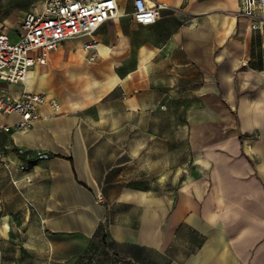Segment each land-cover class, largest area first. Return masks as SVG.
<instances>
[{
  "label": "crops",
  "instance_id": "obj_1",
  "mask_svg": "<svg viewBox=\"0 0 264 264\" xmlns=\"http://www.w3.org/2000/svg\"><path fill=\"white\" fill-rule=\"evenodd\" d=\"M117 1L119 16L94 35L106 48L97 52L102 59L125 60L137 43L123 19L125 0ZM154 1L166 9L142 26L153 34L139 43L135 65L113 68L114 82L107 85L109 75L108 89L86 109L101 103L99 122L106 127L102 102L117 86L158 91L150 82L159 75L198 77L192 90L200 98L182 124L185 160L175 165L174 148H165L171 190L142 188L141 177L127 175V167L141 170L140 142L132 152L95 147L94 139L109 133L92 130L82 146L73 131L78 118L44 107L24 131L0 130V152L21 147L46 154L26 161L15 185L0 179V264H264L263 39L239 13L238 0ZM81 46L48 53L28 74H37L28 91L45 92L56 64L73 59ZM7 87L12 97L25 89ZM126 99L125 113L140 122L139 100ZM18 120L0 115L8 125Z\"/></svg>",
  "mask_w": 264,
  "mask_h": 264
},
{
  "label": "rangeland",
  "instance_id": "obj_2",
  "mask_svg": "<svg viewBox=\"0 0 264 264\" xmlns=\"http://www.w3.org/2000/svg\"><path fill=\"white\" fill-rule=\"evenodd\" d=\"M37 2L38 0H0V20L4 24L5 30L11 33V28L17 27L24 14ZM131 12L130 0H125L123 19L131 27L132 36L137 42L131 45L130 54L125 60L102 59L97 53L85 55L82 49H77L74 51L73 59L56 64L53 71L49 73L46 81L51 82L46 84L43 93L53 96L58 101L62 115L73 119L78 118L73 131L78 132L80 137L78 142L82 146H85L86 134L92 130L94 133L102 131L109 133L106 139L97 140L95 138L93 141L95 147L114 149L116 152L121 149H128V151L131 149L132 152L135 144L140 142L142 149L141 170L138 169L139 166L135 170L132 166L127 167L130 170L127 175L131 178L133 176L141 177L139 185H142V188L151 187L152 190L161 193L171 190V185H166L167 177L163 170L166 162L165 148H174L173 162L175 165L185 160L181 149L188 146L187 140L184 139L187 128L182 127V124L186 121L189 111L190 115L194 114L193 106L200 98L201 93L192 90L196 86L198 77L189 76V71L185 74V81L179 76L159 75L157 79L154 78V81L150 82L152 85L148 82L152 87H158V91L144 89L135 91L134 88L129 89L123 84H119L120 86L111 91L102 102L110 121L106 127H103L99 122L101 103H95L93 107L90 106L86 109L91 101L96 100L107 90L108 86L104 82L109 79L113 68L115 70L116 67L129 69L135 65L139 43L149 41L153 34L145 27L136 25L135 28ZM113 26L114 24L110 21L108 27L113 28ZM84 39L79 37L67 42L63 41L64 48L60 44L57 49L62 52L69 48H79ZM29 54L32 55L33 52ZM37 81L39 80H36V83H39ZM3 86L8 88L6 84ZM144 87L146 84L141 85V88ZM164 88H170L173 91L165 92ZM134 98L139 100L143 109L140 122L139 120L134 122L133 115L124 111V100L129 101ZM157 102L158 104L155 105ZM166 104L169 108L162 109L161 106ZM125 115H128V118L123 123L121 119ZM135 137L138 140H134ZM115 158L122 159L121 156H115ZM126 158L132 159L133 157L126 156ZM0 171L4 172V174L0 173L1 180L9 179L5 170L1 169Z\"/></svg>",
  "mask_w": 264,
  "mask_h": 264
},
{
  "label": "built area",
  "instance_id": "obj_3",
  "mask_svg": "<svg viewBox=\"0 0 264 264\" xmlns=\"http://www.w3.org/2000/svg\"><path fill=\"white\" fill-rule=\"evenodd\" d=\"M239 13L248 19L249 27L263 39L264 49V0H238ZM132 20L141 26L151 25L161 19L166 5L154 0H131ZM119 16L117 0H38L26 12L11 33L5 30L0 20V115L15 114L19 120L12 125L0 121V130H23L41 116L48 107L59 114V103L54 97L22 89L17 97L9 96L4 84H23L36 65H44L47 54L73 38L83 37L82 50L85 55L97 53L98 42L94 38L98 28L108 20ZM33 52L32 55L29 53ZM264 60V58H263ZM10 154L13 155L11 158ZM39 150L27 151L15 147L6 153L0 152V169L5 170L11 182L19 181L17 173H24L26 161L44 158ZM29 182L28 177H22Z\"/></svg>",
  "mask_w": 264,
  "mask_h": 264
},
{
  "label": "bare ground",
  "instance_id": "obj_4",
  "mask_svg": "<svg viewBox=\"0 0 264 264\" xmlns=\"http://www.w3.org/2000/svg\"><path fill=\"white\" fill-rule=\"evenodd\" d=\"M74 39V38H73ZM67 40H70V39H67ZM99 51V55H103L104 53H105V51H106V48L104 47V46H102L101 44H99V45H97V52ZM36 76H37V74L36 75H32L31 77L30 76H28V77H25L24 79H23V84H24V87H25V89H30L31 88V85L33 84V82H34V80H35V78H36ZM112 75H110V77H111ZM114 76L116 77V75L114 74ZM109 78V77H108ZM114 79V78H113ZM112 79V77H111V79L108 81V83H107V85L108 86H111L112 85V83L114 82V80ZM107 82V81H106ZM106 82H104L105 83V85H106ZM106 85V86H107ZM107 88V87H106ZM105 88V89H106ZM23 89V88H22ZM108 89V88H107ZM24 131V130H23Z\"/></svg>",
  "mask_w": 264,
  "mask_h": 264
}]
</instances>
